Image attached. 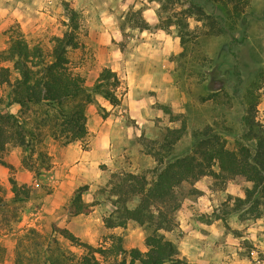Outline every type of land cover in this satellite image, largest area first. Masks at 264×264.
<instances>
[{"label":"rangeland","instance_id":"obj_1","mask_svg":"<svg viewBox=\"0 0 264 264\" xmlns=\"http://www.w3.org/2000/svg\"><path fill=\"white\" fill-rule=\"evenodd\" d=\"M65 3L80 14V45L68 51V58L71 69L84 79L95 75L102 64L116 60L129 43L153 40L151 36H139L137 30H143L132 26L128 19L131 10H139L142 17L143 11L150 12L154 23L143 18L151 26L150 31L157 29L159 2L155 0H0V51L8 45L9 28L17 27L30 44L38 43L50 52L52 37L66 28ZM230 21L233 27L229 32L210 35L204 33L200 22L189 18L194 34L184 47L173 27L168 32L163 30L164 39L178 44L175 51L162 58L166 67L157 71L163 100L156 98V91L139 87L133 91L138 103L124 100L112 105L95 95V102L86 105V126L89 120V124L94 123L93 115H98L92 125L104 130L100 120L103 107L106 116L109 114L104 123L110 134L108 145L96 143L103 132L96 137L88 129L81 140L65 143L63 137L54 139L49 125L39 123L41 107L21 111L18 105L10 106V112L32 128L33 134L23 147L14 141L7 143L2 154L12 168L4 166L6 171L0 172V184L5 188L0 207V264H18L17 258L20 264H37L35 254L42 259L51 254L59 264H76L84 248L53 231V222L94 247L108 248L115 241L113 236L119 235L124 248L146 250L144 238L150 229L132 220L124 227H106L103 221L116 207L113 191L121 173L152 178L155 161L145 143L160 140L165 128L180 127L183 121L185 130L174 143V153L192 149L193 131L205 125L221 131L226 145L234 148L235 138L242 134L240 118L249 98L256 101V118L264 121V0H250L242 15ZM0 66L12 69L8 61L0 60ZM15 76L12 70L11 80ZM121 93L123 99L122 88ZM10 97L9 87L0 84L1 113ZM91 148L93 162L78 167L79 154ZM106 149L111 153L107 154ZM39 152L46 156L48 165L41 164ZM30 162L31 168L27 167ZM10 176L28 191L21 201L11 200ZM80 185L87 186L82 196L91 204V211L68 218L63 205ZM250 185L239 176L203 175L174 188L180 202L172 213L177 226L164 233L176 244L184 264H264V208L259 218L245 220H240L234 209V198L243 197L244 188ZM137 202L138 196H133L127 205L133 207ZM216 218H220L218 226H207ZM185 221L188 233L180 227V223L185 227ZM186 234H200L203 250L183 242L189 241ZM182 248L189 249V254ZM96 256L104 264H116L121 258Z\"/></svg>","mask_w":264,"mask_h":264},{"label":"trees","instance_id":"obj_2","mask_svg":"<svg viewBox=\"0 0 264 264\" xmlns=\"http://www.w3.org/2000/svg\"><path fill=\"white\" fill-rule=\"evenodd\" d=\"M159 2L158 22L154 26L169 31L175 29L179 43L184 47L193 38L188 19L200 22L205 34L219 35L229 32L231 21L242 15L250 0H155ZM67 20L66 28L61 35L52 37L53 46L46 52L38 43L30 44L23 33L16 28H9V41L6 48L0 51V60L12 64L0 66V84H6L10 90V100L4 104L5 112H0V164L12 168L5 162L2 154L7 143L14 141L23 147L33 130L22 124L10 106L18 105L20 110L31 106L42 108L41 125H49L54 139L63 137L65 143L81 140L87 134L86 105L95 102V95L101 96L110 104L119 103L116 89L120 79L110 67L103 66L93 84L87 86L84 77L71 69L68 51L78 48V30L80 27L79 12L64 4ZM129 20L134 27L149 29L151 26L142 17L139 10L129 12ZM16 76L11 80V71ZM221 87L217 88L220 90ZM211 97V96H210ZM102 117L107 112L103 107ZM165 111L169 112L167 108ZM37 119V118H36ZM242 134L235 138L236 146L229 148L221 131L211 125H205L193 131V146L189 151L174 153V143L182 136L185 125L167 127L160 140L145 143L155 166L152 178L131 172L121 173L114 185L116 195L115 209L104 218L106 227H124L129 220L150 229L144 238L145 251L137 247L126 249L121 244V236H113V243L108 248L94 247L80 241L79 237L68 228L51 223L53 231L73 244L81 245L84 253L76 264H104L96 254L103 258L107 255H120L116 264H184L179 257V250L164 232L172 231L177 222L173 211L179 206L174 195V188L183 181L197 179L203 175L215 177L239 176L251 182L245 187L243 197L234 198V209L240 220L259 218L264 208V121L256 118V101L248 100L240 118ZM41 164L48 165L44 154L38 153ZM33 163L27 164L31 168ZM46 167V166H45ZM218 168V171L214 169ZM11 184L12 201H21L28 195L23 186L15 179L8 178ZM86 185L76 187L63 210L68 218L91 211V204L83 199ZM5 188L0 184V207L3 205ZM138 196L135 206L129 207L127 201ZM128 260L126 261V258ZM37 264H59V259L35 254ZM17 263L21 260L17 258ZM198 264V263H192Z\"/></svg>","mask_w":264,"mask_h":264},{"label":"crops","instance_id":"obj_3","mask_svg":"<svg viewBox=\"0 0 264 264\" xmlns=\"http://www.w3.org/2000/svg\"><path fill=\"white\" fill-rule=\"evenodd\" d=\"M101 16L104 17L102 13ZM143 17L146 18L150 24L155 22V18L150 16V12L143 11ZM18 20L20 21V19ZM103 23H108V22L103 21ZM142 30L143 31L137 30V32L140 33L139 36L141 37L144 35L151 36L153 40L139 39L138 44L129 43L127 48H125L122 51V53L121 52L119 53V55L116 57L117 58L116 60L114 59L109 64L107 63L102 64L103 66H107V67L109 66L113 71L116 72L117 76L120 79V83L116 89L119 102L128 100L130 102L138 103V99L133 94L134 89H136L137 87L146 91L149 89L154 90L156 91L155 95L157 99L160 100L164 99L163 96H160L162 91L160 89L162 88L160 83L158 84L157 81L158 78L157 71L158 69H162L166 67L165 63L162 61V58L165 55H168L170 52L175 51L178 48V44L176 42L174 43L173 41L168 42L166 39H164L163 38L164 31L159 28L154 29L155 31H150L149 29H142ZM154 37L156 38L159 37L162 39L157 40L156 38L154 39ZM99 68L100 67H98V69ZM98 72L99 70L95 71L94 73L95 75H92L91 78L87 77L85 79V84L87 86L93 84L94 80L98 76ZM120 88L123 89V99H121L122 93L119 94ZM107 116L105 118L100 117V120L103 121L102 126H104V130L102 128L96 129V126L92 125L97 122L98 115L95 116L93 115L94 123L89 124L90 123L89 119H88L89 121H87V129L89 134H91V131H94L95 136L98 137L101 135V132H103V137L102 139H99V141L98 140L96 141L97 144L100 142L103 145H108L109 139L107 138V135L110 136V134L109 132L107 134L108 126L104 124L107 121L106 120ZM91 151H93V148H91V150L89 151H82L79 154V157L77 158L79 159V163L76 164L78 167L85 166V164H87L88 162L89 164L93 162V156L91 154L92 153ZM106 153L110 154L111 151L109 149H106ZM82 159H88V160H85L83 162ZM5 171H6L5 167L0 165V172L4 173ZM219 220L220 218L213 219L210 223H208L209 225L207 224V226L216 227L218 226ZM180 227L183 231H186L187 233L189 232L187 231V229L189 228V224L186 221H185V227H183L181 223H180ZM187 236H190L189 241L186 239L183 240V242H186L187 245L193 246L198 250L201 251L203 250L204 238H202L200 234H199L200 237H197L196 235L192 236L190 234L189 235L186 234L185 237ZM183 253L189 254V249H183Z\"/></svg>","mask_w":264,"mask_h":264}]
</instances>
